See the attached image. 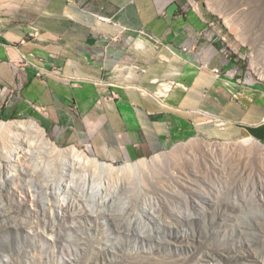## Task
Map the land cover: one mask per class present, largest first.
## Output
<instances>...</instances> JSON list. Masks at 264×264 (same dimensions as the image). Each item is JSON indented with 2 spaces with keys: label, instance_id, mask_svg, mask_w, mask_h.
I'll list each match as a JSON object with an SVG mask.
<instances>
[{
  "label": "rangeland",
  "instance_id": "1",
  "mask_svg": "<svg viewBox=\"0 0 264 264\" xmlns=\"http://www.w3.org/2000/svg\"><path fill=\"white\" fill-rule=\"evenodd\" d=\"M180 1L196 11L205 39L218 47V59L228 62L236 100L247 101L254 113L251 127L228 128V120L215 115L218 131L208 135L195 128L146 156L115 149L96 136L98 131L90 140L61 145L38 117L37 112L49 116V111L35 89L5 81L0 118L38 121L58 148L82 154L89 145L91 157L116 167L164 156L155 166L158 173L139 181L126 175L112 179L101 192L91 190L89 171L71 170L63 177L66 158L58 160L54 151L43 155L49 175L45 168L31 175L29 168L23 172L18 163L0 159V264H105L121 250L139 254L136 264H264V231L259 229L264 227V151L252 153L239 143L251 136L264 143V126H258L264 122V0H257L263 8L249 0ZM9 99L15 103L8 105ZM111 150L121 152L117 161ZM94 190L100 199L91 196Z\"/></svg>",
  "mask_w": 264,
  "mask_h": 264
},
{
  "label": "crops",
  "instance_id": "2",
  "mask_svg": "<svg viewBox=\"0 0 264 264\" xmlns=\"http://www.w3.org/2000/svg\"><path fill=\"white\" fill-rule=\"evenodd\" d=\"M208 45L180 0H0V86L35 89L61 145L98 131L146 156L195 128L218 131L215 115L249 129L253 112Z\"/></svg>",
  "mask_w": 264,
  "mask_h": 264
},
{
  "label": "bare ground",
  "instance_id": "3",
  "mask_svg": "<svg viewBox=\"0 0 264 264\" xmlns=\"http://www.w3.org/2000/svg\"><path fill=\"white\" fill-rule=\"evenodd\" d=\"M248 2L251 3V4H253L254 2H256V3L258 2L259 4H261V8H263V4L261 2H259V1H257V0H249ZM255 13H256V11H255ZM46 135L47 134H45V130L41 127L39 122L34 120V119L19 120V121L18 120L17 121L16 120L6 121V120H2L0 118V142L3 141V143L0 145V157H1L0 159H3V161L5 160L6 163L10 162V164L12 162L16 163V164L18 163L19 165L23 166V168H24L23 172L28 171V168H29L31 170L30 174L33 173V175H34L35 173H37V174L41 173L43 170L46 169V172H47L46 174H48L50 171L47 170V163L44 160V159H47V158H45L46 156H43V155H44V153H46L48 156H50V153L52 154L53 151H54V154H57V157H59L58 160H60L62 158H66L65 159L66 162L62 163V165H63L62 166V176L63 177L70 176V173H71L70 171L71 170L74 171V174H76V172L79 171V170H82V172H83V170L84 171H89L90 175L92 176V177H90V175H89L90 179L92 178L91 183H90L91 184V188L93 187V188H95V190L97 189V190H99L101 192L102 191L101 189H103L106 184H111V180L112 179H120V178H122L125 175L131 177V179L133 178L134 181H136L135 179H138V181L142 180V177L143 178L150 177L152 172L155 173V172L158 171L157 170L158 167H155V166L160 162L161 158L164 156V155H156L155 158H153L151 160H148V161L142 160V159L137 160L135 162L127 161L124 165L116 167V166H113V165H109V164H107L104 161H100L97 157H94V156L91 157L89 155V153H91V154L93 153V148L91 146H89V145L87 147V153L83 152L82 153L83 155H82V154L77 153L74 148H68V149L67 148H58V146L56 144H54L53 142H51L49 137H47ZM239 143H241V145L243 147H246L248 149V151H251L252 153L257 152V153H261L262 154L263 151H264V143H262L255 136L243 138V140H240ZM42 146L44 148L41 149ZM182 146L183 145H178L175 148L176 149L177 148H181ZM109 155L112 156L115 161H117L116 159H118V158L115 156V154H113L112 152L109 151ZM263 155H264V153H263ZM89 165L98 166L100 168V170H101V173L98 174L97 171H93L92 169L89 168L90 167ZM60 172H61V169H60ZM43 173H45V172H43ZM256 173H258V172H256ZM86 176H88V175H86ZM97 179H98V181H96ZM260 179H261V177H260ZM66 180L67 179H64L63 183L67 187H72V185H73L72 182H67L66 183ZM117 183H119V182H117ZM114 186H116V185L114 184ZM107 187H109V186H107ZM62 188H60V189H62ZM93 188L91 190H93ZM95 190H94V192H96ZM94 192L93 191L91 192V194H92L91 196L94 199H96L101 193L99 192V194H98V192H96V193H94ZM104 193H105V191H104ZM108 197L105 196V198H108ZM102 201H104V200H102ZM123 204H121V207H123L122 206ZM88 205H87V207H88ZM255 215H256V213H255ZM252 220H254V219L251 218L250 221L254 223V221H252ZM259 222L257 224H259ZM255 224H256V222H255ZM259 225H263V224L260 223ZM259 229L261 231H264V227L263 228H259ZM260 230H258L257 232H259ZM251 232H253V231H251ZM251 232H250V234H251ZM257 235H259V234H257ZM74 236H75V234H74ZM73 242H74V240H73ZM138 255L139 254L130 253V252L127 253L124 250H121V251H118V252L115 251V255H114L115 258L113 260L109 261L108 263H105V264H136L135 263L136 259L139 260L138 259V257H139ZM148 256H149V254L147 255V257ZM141 257H142V255H141ZM143 257H145V255H143ZM141 259H143V258H141ZM150 259H152V258H150ZM90 263H91V261H90ZM85 264H88V263H85ZM137 264H140V263H137Z\"/></svg>",
  "mask_w": 264,
  "mask_h": 264
},
{
  "label": "built area",
  "instance_id": "4",
  "mask_svg": "<svg viewBox=\"0 0 264 264\" xmlns=\"http://www.w3.org/2000/svg\"><path fill=\"white\" fill-rule=\"evenodd\" d=\"M216 72H219V70L216 69ZM162 93H164V92H162ZM164 95H165V93H164Z\"/></svg>",
  "mask_w": 264,
  "mask_h": 264
}]
</instances>
